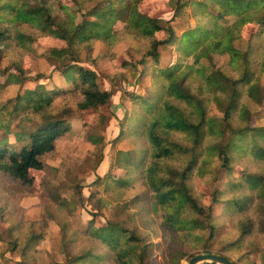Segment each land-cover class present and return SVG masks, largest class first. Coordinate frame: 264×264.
Returning <instances> with one entry per match:
<instances>
[{
	"label": "trees",
	"instance_id": "16d2710c",
	"mask_svg": "<svg viewBox=\"0 0 264 264\" xmlns=\"http://www.w3.org/2000/svg\"><path fill=\"white\" fill-rule=\"evenodd\" d=\"M141 1L73 0L75 10L61 0H0V93L9 83L17 85L0 102V168L27 182L30 170H42L56 139L74 132V109L54 100L76 93L82 96L78 109L97 111L84 135L98 165L105 146L98 127L111 119L100 108H107L112 91L100 87L80 53L94 41L103 43L105 55L116 42L129 41L136 59H122L120 66L140 91L121 92L127 101L112 143L125 140L130 147L112 158L111 168L120 173L98 177L104 196L91 191L88 197L113 206L119 218L71 225L68 215L80 189L68 177L71 198L50 191L59 211L50 218L61 232L63 254L55 264H147L154 247L134 225L147 209L171 234L169 244L177 237L193 251L232 253L237 260L249 253L245 264L254 256L264 264V0H166L168 19L146 13ZM22 25L64 43L43 55L66 86L52 75L41 82L42 73L30 75L17 61L2 65L12 42L23 49L36 42ZM247 25L254 29L245 37ZM13 119L18 121L12 128ZM11 134L16 141H9ZM199 181L209 188L208 200ZM135 187L140 190L129 195ZM221 224L226 230L213 249ZM14 230L8 229V244L20 259L12 264H35L29 252L44 231L30 224L19 239ZM82 239L86 243L74 246ZM167 250L160 249L162 264H182L194 255L168 245Z\"/></svg>",
	"mask_w": 264,
	"mask_h": 264
},
{
	"label": "rangeland",
	"instance_id": "374dc122",
	"mask_svg": "<svg viewBox=\"0 0 264 264\" xmlns=\"http://www.w3.org/2000/svg\"><path fill=\"white\" fill-rule=\"evenodd\" d=\"M61 1L69 8L78 9L73 0ZM54 7L58 10L57 3ZM140 8L152 16L164 19L170 18L172 14L166 6V0H142ZM20 29L30 31L33 36H37V40L29 49L20 48L12 42L11 48L9 47V55L3 59L2 65L6 66L11 61H17L30 75L42 73L44 77L40 80L41 82L47 81L48 75H52L57 84L66 86L67 83L62 84L61 78L54 73L51 61L43 55V51L47 47L62 46L64 43L52 36L43 35V32L36 28L29 29L22 25ZM253 29V25L245 26L243 35L247 37ZM105 51L106 47L101 41H94L89 50L84 49L80 53L82 64L97 73L100 87L112 91L111 102L107 108L102 106L100 108L107 114L111 113V119L107 126L105 128L98 127L99 133L105 137L102 158L97 165L95 163L97 154L92 153L95 148L84 135V126L87 128L96 123L97 111L77 108V103L82 99L80 93L57 96L54 100L56 105L59 107L69 106L74 109L75 117L70 119V127L74 132L63 134L56 139L55 148L43 156L44 168L30 170L28 173L30 181L28 182L14 178L9 172L0 168V264H12L13 261L20 259V255L8 244L11 241L8 229H15L13 234L22 239L30 224L34 231H44V238L35 245V249L30 250L29 261L35 264H55L63 261L61 232L50 218L51 212L58 214L59 211H57L56 201H53L50 191H54L56 198H71L73 196L71 188L69 185L66 186L69 183L67 182L68 177L74 180L72 185H78L80 189L78 192L73 190L76 193L75 201L68 215L71 225L77 226L88 219H95V222L98 223L107 219L119 218V214L113 206L102 207L98 203H94V199L91 200L88 197L91 191L96 192V195L99 191L98 195H103V185L97 183L98 177L109 171L120 173V170L111 168L112 158L117 149L125 150L130 147L125 140L112 143V140L120 133L119 119L123 117L124 112L122 103L127 101L124 100L121 92L123 90L140 91V87H138L135 77H132L128 72L123 73L120 66L122 59L132 61L136 59L137 54L131 48L130 42L120 40L111 47L110 53L105 55ZM10 71L15 72V69L12 68ZM4 78L5 75H0V80ZM16 89L15 83H9L0 93V102L13 96ZM17 121V119L11 120L12 128ZM9 141H16L12 134L9 136ZM197 187L203 192L204 198L208 200L209 188L201 181ZM139 190L140 188L135 187L129 192V195H133ZM141 205L142 202L137 203L133 210L136 211ZM134 225L139 232L146 236V240L153 244L154 255L147 264H162L163 257L160 254V249L168 251L167 245L172 249L191 251L194 254L202 252L201 249L191 250L188 242L177 239V237H174L173 243L169 244L167 236L171 234L163 231L162 226L148 209L144 215L136 217ZM225 230L226 226L221 224L216 232L213 249H216ZM84 243L86 241L82 239L74 246ZM225 255L232 261L234 260L236 264H245L246 260H250L249 253L242 260H237L236 255L232 253H225ZM253 261L252 264H259V260L255 256ZM181 263L187 264L185 258L181 259Z\"/></svg>",
	"mask_w": 264,
	"mask_h": 264
},
{
	"label": "water",
	"instance_id": "95a60500",
	"mask_svg": "<svg viewBox=\"0 0 264 264\" xmlns=\"http://www.w3.org/2000/svg\"><path fill=\"white\" fill-rule=\"evenodd\" d=\"M212 262L215 264H236L231 259L214 252H199L189 258L187 264H201Z\"/></svg>",
	"mask_w": 264,
	"mask_h": 264
}]
</instances>
